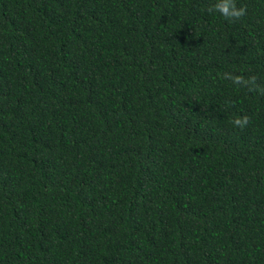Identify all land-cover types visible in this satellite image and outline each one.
I'll return each instance as SVG.
<instances>
[{"label":"trees","instance_id":"trees-1","mask_svg":"<svg viewBox=\"0 0 264 264\" xmlns=\"http://www.w3.org/2000/svg\"><path fill=\"white\" fill-rule=\"evenodd\" d=\"M218 2L0 0V264H264V0Z\"/></svg>","mask_w":264,"mask_h":264},{"label":"clouds","instance_id":"clouds-1","mask_svg":"<svg viewBox=\"0 0 264 264\" xmlns=\"http://www.w3.org/2000/svg\"><path fill=\"white\" fill-rule=\"evenodd\" d=\"M214 9L226 19V20H239L243 16L247 14L246 12V7L245 6H240L237 7L235 0H220L216 5L213 6ZM248 117L244 116L242 118H237L234 121V124L240 128H243L247 125L248 123Z\"/></svg>","mask_w":264,"mask_h":264}]
</instances>
